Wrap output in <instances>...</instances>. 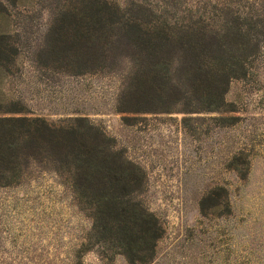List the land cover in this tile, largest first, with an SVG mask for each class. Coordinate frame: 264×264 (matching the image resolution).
Here are the masks:
<instances>
[{"label":"rangeland","instance_id":"rangeland-1","mask_svg":"<svg viewBox=\"0 0 264 264\" xmlns=\"http://www.w3.org/2000/svg\"><path fill=\"white\" fill-rule=\"evenodd\" d=\"M79 1L0 0V118L64 125L98 142L117 171L140 173L138 187L117 190V209L130 211L127 231H139V211L160 237L132 263L119 232L115 241L97 227L93 196L71 167L16 145L12 164H0L10 170L0 180V264H264V38L251 42L243 75H216L212 100L192 89L178 56L166 82L129 42H56L61 11ZM105 1L173 29L223 25L213 8L222 0ZM227 2L264 28L254 2Z\"/></svg>","mask_w":264,"mask_h":264},{"label":"trees","instance_id":"trees-1","mask_svg":"<svg viewBox=\"0 0 264 264\" xmlns=\"http://www.w3.org/2000/svg\"><path fill=\"white\" fill-rule=\"evenodd\" d=\"M250 1L263 15L264 0ZM213 8L220 10L224 16L223 25L218 30L173 29L168 24L160 26L134 14H124L119 5L113 8L105 0H80L79 6L72 4L71 8L61 11L55 41L129 42L126 44L127 50L134 51L142 64L156 74L155 77L166 82H169V72L176 63L172 62V58L178 56L176 61L186 71L192 89H206L209 98L214 100V88L218 87L216 75L228 79V82L243 75L247 56L257 47L251 42H262L264 28H259L262 24L260 18L255 20L253 14L234 11L227 0L216 3ZM4 11L7 12L5 8ZM116 30L117 35H114ZM3 52L0 48V54ZM0 70L8 71L7 64L0 63ZM17 124L30 128L26 127L25 132L17 133L14 129ZM89 142L84 135H71L64 125L59 126L45 119L0 118V164L5 167L11 165L15 160L12 150L19 145L27 151L26 157L29 159L38 160L49 153L57 157L58 164L69 165L77 187L93 196V203L98 210L97 227L115 241L118 231L121 244L130 249L125 254L131 262L143 263L145 260L140 256L139 249L145 244L151 245V240L160 237L159 233L155 234L148 228L146 219L139 211L131 214L136 220L134 226L139 224V231H127L123 223L128 220H123L130 211L117 209V190L136 188L143 177L133 171H117V161L99 152L98 142ZM7 171L10 170L0 174V180L10 179ZM17 176L18 173L14 172L11 177ZM121 205L119 202V207ZM154 250L151 249L152 254Z\"/></svg>","mask_w":264,"mask_h":264}]
</instances>
